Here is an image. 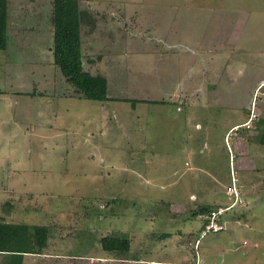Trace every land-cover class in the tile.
Returning a JSON list of instances; mask_svg holds the SVG:
<instances>
[{
    "label": "rangeland",
    "instance_id": "rangeland-1",
    "mask_svg": "<svg viewBox=\"0 0 264 264\" xmlns=\"http://www.w3.org/2000/svg\"><path fill=\"white\" fill-rule=\"evenodd\" d=\"M54 2L8 0L7 48L0 51V223L48 228V258L37 264H96L103 238H128L144 218H156L157 229L160 214L177 216L168 228L184 229L197 215L230 207L224 218L237 221L201 239V259L264 264V125L229 133L262 95L248 91L250 75L252 82L264 76L262 59L260 67L250 63L247 77L238 73L248 52L264 57V0H78L91 22L82 27L84 68L105 75L119 99L105 103L78 98L54 65ZM206 2L220 9L208 14L207 27L215 28L209 38L200 29L205 16L189 15L192 4ZM245 12L262 29L242 56L236 35ZM180 24V47L148 54L167 47L147 35L174 36ZM190 34L209 42L198 57ZM210 82L215 87L207 92ZM240 153L253 160L249 167ZM34 191L43 196L21 195ZM205 203L211 210L196 214ZM179 243L186 253L184 235ZM9 260L0 253V264Z\"/></svg>",
    "mask_w": 264,
    "mask_h": 264
},
{
    "label": "crops",
    "instance_id": "crops-1",
    "mask_svg": "<svg viewBox=\"0 0 264 264\" xmlns=\"http://www.w3.org/2000/svg\"><path fill=\"white\" fill-rule=\"evenodd\" d=\"M193 1V0H191ZM201 5H205V6H209V7H202ZM210 3L206 2V3H195L194 5L192 4L190 6V11H189V15L191 16L192 13L194 14V17H198V14H203L205 16L206 22L207 24H203L200 29L204 30L202 32H206V36L209 37H213L214 36V32H215V28L214 25H211L210 27H207L208 25V14L213 13L214 11H220V9L215 10V7H211L209 5ZM176 11V10H175ZM186 12H188V10H185ZM179 12V9H177V13ZM180 12H182V10H180ZM180 14V13H178ZM246 16V20L244 23H242L241 27H240V35H236V37L239 39L240 38V44L244 47L243 49H237L235 50L236 53L241 54L242 56L244 55V53H247L249 50H251L248 46H253L255 44V40H261V37L259 36V31H261L262 28H260V23L261 21L256 19L255 17L253 18L252 15H248L246 14V12L244 13ZM191 18V17H190ZM258 20V21H256ZM180 23V22H179ZM184 24H180V27L178 28L177 26L174 28V33H176L174 36H169V35H165V36H159V37H154V35L152 36H146V38L144 39H149L152 41H155L156 43H162L165 44V46L167 47L166 49H148L147 52L148 54H152V55H161V53H165L168 52L169 48H173L176 49L178 47H180V39H181V35H182V30H183ZM249 27H252L253 30L251 31H247V29ZM210 29V30H209ZM229 28L224 29V32L227 31V34L229 35L230 32H228ZM217 35H221L218 33V31L216 30ZM154 34V33H153ZM203 34V33H202ZM192 37H194V35L190 34V51L191 53H194L196 55V57H198L200 55V53L204 52V48H202L203 44H207L209 43L208 41H206V43L201 42V40L203 39L204 36L199 37L198 39H200L199 41H194V39H192ZM175 39L173 42H169L170 40ZM167 39V40H166ZM211 39V38H210ZM217 39V42H219ZM220 43V42H219ZM185 44V43H184ZM189 44V43H188ZM186 44V46L188 45ZM192 45V46H191ZM230 45V44H229ZM213 46V45H210ZM155 50V51H153ZM248 50V51H247ZM207 52L212 53V51H214V49L212 50H207ZM234 50L230 51V55H232V53L234 52ZM255 51V50H254ZM252 55L251 57V61L249 60V57ZM245 57H242L241 60L243 63L242 64V68L239 70L238 73V77L241 78H245L247 77V67L250 66L251 62H256L257 63V67L261 64L260 59H262V61H264V57H262L261 53L259 52L257 55H255L254 53H250L248 52L247 55H244ZM196 60H198L196 58ZM209 60V59H208ZM210 60H213L212 58H210ZM209 60V61H210ZM235 60V59H234ZM229 62L230 59H229ZM264 66L262 65V68ZM222 68L224 70H230L231 69V64H225L222 66ZM86 70V69H85ZM211 70V74L212 76H215V71L214 69L210 68ZM209 71V70H208ZM229 71H225L223 73H225L224 75H228ZM253 75V74H252ZM249 77V90H254V96L257 92H261L262 95L258 97V101L253 104H251V109L249 112V117L248 119H246L245 121H243L242 124H236L234 125L230 130L229 133L231 131H237L240 128H246L248 130L253 129L254 127L257 129L259 127V125H264V76L260 77L259 79H257L256 81L254 80V82H252L251 80V76ZM199 76V75H198ZM202 76V75H201ZM206 76V75H205ZM257 76V75H256ZM260 76V75H259ZM208 89L206 90L207 92H209V89H213L214 84L213 83H209L207 85ZM197 92H199V89L196 90ZM105 103V102H104ZM208 104V102H207ZM251 111L254 112V115H256V118L251 122L250 127L245 126L246 123H248V121L250 120L251 117ZM252 125L254 126L253 128ZM241 142V140H240ZM242 154L243 160L241 161V164L244 167H249V163L250 160L251 162L253 161L252 159H248L249 157L245 158L246 156H249V154H245V153H240V155ZM241 157V158H242ZM248 160V161H247ZM247 161V163H246ZM25 188H27V184L24 186ZM24 187H22V189H24ZM32 189V188H30ZM31 193H34V197L33 199H37V197H40L36 191L34 192H29V193H21V195L25 194L26 195H30ZM41 196L42 193H39ZM218 199V198H217ZM227 199V198H226ZM222 200V199H221ZM113 204V203H112ZM111 204V209H114V207L116 205H112ZM213 204V203H212ZM178 206V207H183V205L178 204L176 202H174L173 206ZM203 205H208L207 203L203 204ZM172 206V207H173ZM210 206V205H208ZM217 206V203H216ZM219 206H224L223 203L219 204ZM184 208V207H183ZM116 212V211H115ZM117 215V213H116ZM163 214H160L158 217H161L162 219L157 220V224L156 227L157 229H152L154 225V222L156 221L155 219H146V225H142V228H138V232L134 231L133 233H130V249H129V253L126 256H116L113 253H109L106 251H103L101 246H100V252H99V256H98V261L97 263H105V264H190L192 262V260L194 259L196 252L199 255V251H200V245H201V239L205 236H203L202 238L199 236L202 234L203 231V220H201L199 218V215H197L195 218H193L195 221H189V226H187V228H180V227H176L173 226L172 228H168V223L175 224L177 222H179L181 220V218L176 219V217H172V215H170L171 218H168L167 216H162ZM116 217V216H115ZM112 219H114V216L112 217ZM154 220V221H153ZM185 220V219H183ZM237 220H226L224 218V216L222 217V224L224 225V230H226L227 226L229 225V223H235ZM161 222L163 223V226L161 224ZM168 222V223H167ZM160 226V227H159ZM70 228H72V226H70ZM68 228V229H70ZM71 231V230H69ZM221 232V231H219ZM184 235L185 237V247H187V252H183L181 251L180 247V236ZM196 235L197 239H199V246H198V250H194L193 247H191L190 242L191 240H193L192 236ZM192 238V239H191ZM191 239V240H190ZM192 244V243H191ZM49 245V244H47ZM47 249L48 247H46L43 250V253L41 255H24L23 258V262L22 264H37V258L38 260L40 258H42L44 256L43 259H47L48 257H46L47 255ZM191 251L193 253H191ZM185 253V254H184ZM210 253H214L213 250L210 249ZM200 261L202 262V264H205L204 260L201 259L200 255H199ZM210 262V261H209ZM96 263V264H97Z\"/></svg>",
    "mask_w": 264,
    "mask_h": 264
},
{
    "label": "trees",
    "instance_id": "trees-1",
    "mask_svg": "<svg viewBox=\"0 0 264 264\" xmlns=\"http://www.w3.org/2000/svg\"><path fill=\"white\" fill-rule=\"evenodd\" d=\"M89 17L80 8L78 0H55L53 22V62L78 98L95 102H114L105 75L91 73L84 68L82 27H90ZM8 0H0V51L7 48ZM91 29H95L94 26ZM135 105L138 100H120ZM241 129V128H240ZM211 206H200L197 213H207ZM48 228L26 224L0 223V253L7 255L8 264H22L24 255H41L47 247ZM102 248L106 252L126 253L129 238L105 237Z\"/></svg>",
    "mask_w": 264,
    "mask_h": 264
},
{
    "label": "built area",
    "instance_id": "built-area-1",
    "mask_svg": "<svg viewBox=\"0 0 264 264\" xmlns=\"http://www.w3.org/2000/svg\"><path fill=\"white\" fill-rule=\"evenodd\" d=\"M256 118V115H254V112L251 111V117L250 120L248 121V123L245 124V126L250 127L251 122ZM232 171H234V168H232ZM232 181H233V187L230 188L229 190V194H232V196L234 197L237 193H236V183L238 179V175H236V172L234 174H232L231 176ZM230 209V207H225V208H218L215 211L210 212L208 215H199V218L201 220H203V231L202 234L200 235V237L202 238L203 236H205L207 233L209 232H219L222 231L224 229V225L222 224V217L224 216V213H226L228 210ZM191 247L194 248V250H198V246H199V239L195 241L194 244H191ZM190 264H202V262L200 261L199 255L196 252V255L194 257V259L192 260V262Z\"/></svg>",
    "mask_w": 264,
    "mask_h": 264
}]
</instances>
